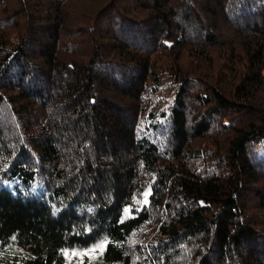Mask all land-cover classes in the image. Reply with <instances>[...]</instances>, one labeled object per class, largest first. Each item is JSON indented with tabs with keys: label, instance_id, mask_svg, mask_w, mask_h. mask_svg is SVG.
<instances>
[{
	"label": "trees",
	"instance_id": "obj_1",
	"mask_svg": "<svg viewBox=\"0 0 264 264\" xmlns=\"http://www.w3.org/2000/svg\"><path fill=\"white\" fill-rule=\"evenodd\" d=\"M101 239L264 264V0H0V264Z\"/></svg>",
	"mask_w": 264,
	"mask_h": 264
},
{
	"label": "rangeland",
	"instance_id": "obj_2",
	"mask_svg": "<svg viewBox=\"0 0 264 264\" xmlns=\"http://www.w3.org/2000/svg\"><path fill=\"white\" fill-rule=\"evenodd\" d=\"M86 7V6H84ZM127 211V216H129ZM107 247V240L101 239L97 243L86 247H78L65 252L67 256L66 264H90L96 261L98 258L101 259V254Z\"/></svg>",
	"mask_w": 264,
	"mask_h": 264
}]
</instances>
